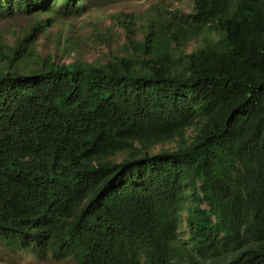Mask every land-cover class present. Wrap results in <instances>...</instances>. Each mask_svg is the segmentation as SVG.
<instances>
[{
    "label": "trees",
    "instance_id": "trees-1",
    "mask_svg": "<svg viewBox=\"0 0 264 264\" xmlns=\"http://www.w3.org/2000/svg\"><path fill=\"white\" fill-rule=\"evenodd\" d=\"M95 1L0 0V20L33 18L0 31V241L76 264H264V241L242 244L264 239V0L120 8L122 47L64 59ZM57 25L60 52L38 50Z\"/></svg>",
    "mask_w": 264,
    "mask_h": 264
},
{
    "label": "rangeland",
    "instance_id": "rangeland-1",
    "mask_svg": "<svg viewBox=\"0 0 264 264\" xmlns=\"http://www.w3.org/2000/svg\"><path fill=\"white\" fill-rule=\"evenodd\" d=\"M158 0H96L95 4L91 5L92 16L95 21L99 23L101 31L111 36L112 41L106 43L104 38H101L96 29L89 25V20L92 18L89 15L87 18L77 20L72 28L76 37L78 38V45L71 52L70 55L63 54L64 59L71 60L74 58H84L87 60H95L103 57L109 52V44L111 48L122 47L124 41L123 29L118 24L116 18L118 16V10L123 8L124 10H133L136 15L138 12L145 11L147 13L148 6L156 3ZM174 6L184 7L186 10H190L192 3L189 0H169ZM166 8H170L167 6ZM33 18L23 14L15 13L12 16H5L0 20V31L4 33L5 38L12 42L16 35L13 31H19L26 28ZM110 27V30L105 29ZM56 27L50 28L51 30L37 32L34 43L38 50L43 53L47 52H60V48L63 46L64 40L58 45L56 42ZM21 34V31L18 32ZM200 42L194 40L189 43L188 50H191L198 46ZM63 58V57H62ZM169 143H165V146H169ZM121 158V157H120ZM119 158V159H120ZM167 207L177 216L179 226V236L185 237V216L187 206L185 201H179L174 205H167ZM263 240H259L253 234L249 232H243L242 244L243 246H249L257 244ZM231 256L230 251H224L221 255L223 259H228ZM0 264H76L71 258H56L53 256H47L45 258L38 257L31 252H25L20 250H13L2 241H0Z\"/></svg>",
    "mask_w": 264,
    "mask_h": 264
}]
</instances>
